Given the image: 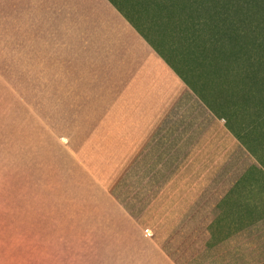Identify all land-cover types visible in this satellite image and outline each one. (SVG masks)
<instances>
[{
    "label": "rangeland",
    "instance_id": "obj_1",
    "mask_svg": "<svg viewBox=\"0 0 264 264\" xmlns=\"http://www.w3.org/2000/svg\"><path fill=\"white\" fill-rule=\"evenodd\" d=\"M107 3L0 0V264H29L31 238L63 234L70 221L83 222L87 243L111 251L116 240L107 227L114 233L121 207L135 219L122 199L145 220L135 219L143 236L156 241L155 235L177 264H264L263 176L245 175L238 164L224 167L221 176L195 177L188 174L192 164L184 172L170 168L175 156L166 154L169 146L164 153H142L153 128L172 129L179 139L194 133L195 119L205 114L165 57ZM190 5L187 28L183 14ZM171 6L160 15L161 37L182 68L209 61L234 75L264 70V0H179ZM114 49L139 56L140 79L119 65ZM53 58L59 67L45 70ZM19 89L38 91L36 108ZM142 102L149 103L147 118L140 126L128 122L127 113L140 111ZM53 110L63 114L67 129L84 133L78 153L68 147L64 129L49 125L59 121ZM89 119H97L93 133L84 132ZM113 127L117 139L111 143L121 147L118 156L128 166L109 174L95 161L101 133Z\"/></svg>",
    "mask_w": 264,
    "mask_h": 264
},
{
    "label": "trees",
    "instance_id": "obj_2",
    "mask_svg": "<svg viewBox=\"0 0 264 264\" xmlns=\"http://www.w3.org/2000/svg\"><path fill=\"white\" fill-rule=\"evenodd\" d=\"M178 2L179 0H106L107 4L110 3V7L119 12L133 29L140 33L145 40L149 41L159 54L165 57V61L183 78L186 85L196 95L200 101H196V103L200 111L202 110L205 114V117H197L195 119L196 129L194 133L185 132L179 139L174 137L172 129L165 127L153 128L151 132L155 131L156 133L147 137V139L151 140V144L142 153L147 154L153 150L159 154L164 153L163 149L169 146V148L175 149L174 152L173 149L166 152V154L170 153L171 156H175L170 165V168L175 172H184V168L192 164L193 168L188 174H193L195 177L201 175L209 177L215 174L221 176L224 167L229 168L230 165L243 164V166H240L245 175L252 170L255 173L257 172L256 176H263L264 179V70L241 69L237 70L236 75H234L229 70L219 67L217 63L209 61L202 62L198 68L186 70L177 64V61L174 62L165 51L166 47L161 37L162 25L160 15H163V9L170 6V4L176 9ZM192 12L193 9H191L190 5L183 14V24L187 28L190 27L191 20H193ZM262 17L264 18V12ZM206 22L207 20L205 19L203 24H206ZM82 30L84 31V29ZM114 50L119 65H126L127 70L134 74V78L140 79L143 75V69L140 67L141 61L139 56L131 50L126 52H123L122 49ZM51 56L49 55L48 58ZM42 67H46L45 70H49L59 66H57L56 60L53 58L49 61L46 60ZM259 67L264 69V65ZM229 73L233 74L232 78ZM10 81L12 82V80ZM60 89L58 87L56 93ZM34 91L28 92L19 89L18 93L27 99L31 96V105L36 108L37 100L33 99L38 94V91L36 93ZM37 99L40 100V96ZM156 99L159 100V97H156ZM156 99L155 103L158 105ZM148 104V102L137 104L136 108H140V111L127 113V121L133 124L138 123V126H140L148 116L145 107ZM54 110L51 115L59 114L57 115L59 121L57 120L56 123L51 119L49 125L61 132L64 129L68 147L73 152L78 153L83 148L80 147L79 142L81 141L80 137L84 133L79 135V131L67 129L69 127L60 118L63 114L58 111L55 114ZM38 111L49 120L46 113L44 114L40 109ZM75 112H67L66 114L74 115ZM96 120L89 119V125L84 132L92 131L91 133H93V130L98 128ZM58 122L62 123L61 127L57 125ZM81 129L82 127L79 128L80 131ZM113 131H115V127L112 129L107 128L104 131V135L103 132L101 133L100 137L102 140H98L97 142H100L102 153L99 155V159L95 161L109 174L116 173L122 167L126 168L128 166V162L122 161V157L118 156L122 155L121 147L118 148V145H115L114 141L111 143V140L117 139V136H113ZM173 139H176V141ZM94 147L95 149H91L92 153L99 150L98 145ZM235 148L238 150L236 154L232 150ZM175 152L178 153L174 154ZM96 156H98L97 152ZM81 159L90 169L94 167V164L90 163L88 157L85 155H81ZM242 161L245 162L243 163ZM162 165L160 163L157 165L158 171ZM108 168L111 169L109 170ZM100 172L102 171L98 170L96 174L102 178ZM117 180L118 178L115 179V187H117ZM115 187L109 189H111L113 195L117 196L116 192L112 191ZM120 202L133 214L137 221L141 224L145 223L144 219L142 220L140 216L134 213L135 210L129 206L127 200L122 199ZM147 229L150 228L147 227ZM153 231L155 234L156 230L154 228ZM154 237L162 246L155 235Z\"/></svg>",
    "mask_w": 264,
    "mask_h": 264
},
{
    "label": "crops",
    "instance_id": "obj_3",
    "mask_svg": "<svg viewBox=\"0 0 264 264\" xmlns=\"http://www.w3.org/2000/svg\"><path fill=\"white\" fill-rule=\"evenodd\" d=\"M121 209V215L114 219L117 225L113 227L114 233L111 226L107 227L108 233L116 240L111 251H106L99 244L87 243L82 232L83 222L70 221L72 225L64 229L63 234L31 238L33 248L29 252V264H177L156 241L145 238L142 226L127 210ZM69 227L72 229L68 230ZM34 244L44 246L35 250Z\"/></svg>",
    "mask_w": 264,
    "mask_h": 264
}]
</instances>
